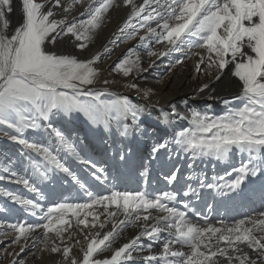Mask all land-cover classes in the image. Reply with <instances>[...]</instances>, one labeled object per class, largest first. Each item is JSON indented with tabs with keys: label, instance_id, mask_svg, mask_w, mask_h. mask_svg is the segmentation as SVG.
Masks as SVG:
<instances>
[{
	"label": "snow or ice",
	"instance_id": "1",
	"mask_svg": "<svg viewBox=\"0 0 264 264\" xmlns=\"http://www.w3.org/2000/svg\"><path fill=\"white\" fill-rule=\"evenodd\" d=\"M60 2L55 0L53 7L59 6ZM51 3L52 0H21L23 21L9 36L7 29L10 21L6 13L12 11L11 0H0V125H5L15 133L10 139L28 150L30 160L32 154L42 157L47 164L76 180V176L61 163L50 147L30 143L23 138L24 130L40 128V122L48 121L56 112H82L93 122H105L113 112L122 114L130 110L127 104L109 106L81 99L94 95L91 89L85 90V86L94 84L99 76V70L94 67L99 55L82 61L75 56L47 50V45H54L58 37L69 34L80 42L77 47L83 50L92 39L91 33L101 27L107 13L120 5L117 0H87L85 12L81 13L87 18L68 24L66 20L52 19L54 13L51 8L45 11V5ZM75 3L83 4L84 0H72L65 11H71ZM122 3L131 6V16L137 17L145 12L151 0H144L143 6H137L135 0H122ZM165 10L167 18L155 10V16L149 13L144 17L146 22L156 17L164 19L162 25L157 22V27L162 28L160 33L152 27H147L146 32L154 35L157 44L166 42L164 51L149 50L147 55L158 57L185 48L189 52L201 49L203 52H192L200 57L196 64L197 71L201 64H206L208 74L211 75L215 69V79L218 80L222 70L232 65V75L241 82L238 97L241 104L238 107L228 110L222 116L195 112L192 115V126L178 132L175 137V143L191 152L193 157L227 161L234 155H240V166L233 169L237 173L234 180L224 185H204L201 182L203 187L220 190V195L237 192L249 177H264V0H170V3L166 2ZM134 36L135 32L129 38ZM147 39L148 36L141 37L142 41ZM176 63L183 61L177 59ZM115 70L129 76L133 71L144 69L139 55L129 50ZM206 88L207 84L199 91L203 92ZM52 132L67 151L80 159L79 153L62 132L55 128H52ZM166 146V143L159 144L152 151L156 153ZM5 178L0 175V180ZM168 179L176 181L177 177L173 174ZM17 182L37 192L29 180L20 179ZM189 191L196 195L195 190L190 188ZM8 195L23 206L32 209L40 207L33 200L11 193ZM175 200L174 192L153 195L147 192L114 191L110 195L95 197L90 203L56 204L45 214L46 223L42 225L17 223L7 227L15 233L13 244L24 241L21 252L27 246L31 234L37 228H43V238H38L36 243L43 244V250L58 253L61 247L55 241H64V234L72 225L70 215L75 218L77 226H98L102 229L104 223H96L100 219L99 215L92 211L83 213V210L92 209L95 205L105 209L115 206V211L108 212V216L115 218L118 212L121 213L124 218L119 220V225L129 223L140 227L142 231L139 235L116 249L110 258L100 259L96 258L98 254L111 249L118 224L114 223L113 231L103 234L102 238H99L100 232L86 233L87 243L81 248V260L77 261L70 256L71 246L63 247L62 255L69 264H127L134 259L133 252L141 248L138 243L141 237L159 241L162 233H167L168 238L163 240L158 255L145 257L149 264L152 261L156 264H232L234 260L238 264H264V212L255 217L240 219L231 225L223 221H220V226L207 221L201 225L193 222L187 211L169 206ZM89 216L93 217L91 224ZM149 221L152 223L149 224ZM4 227L0 222V229ZM49 233H54V237H50ZM72 235L69 234V239ZM241 245L250 249L253 255L250 256Z\"/></svg>",
	"mask_w": 264,
	"mask_h": 264
},
{
	"label": "bare ground",
	"instance_id": "2",
	"mask_svg": "<svg viewBox=\"0 0 264 264\" xmlns=\"http://www.w3.org/2000/svg\"><path fill=\"white\" fill-rule=\"evenodd\" d=\"M71 2L72 0H61L59 6L53 7L55 0H52L51 4L45 5V11L51 8L54 13L52 19L66 20L68 24L86 19L87 16H82L81 13L85 12L87 0H84L83 4L75 3L71 11H65V7ZM166 2L170 3V0H158V3L156 0H151V3L146 6L145 12L141 16L132 17L131 6H124L121 0H117L120 6L111 12L113 16L112 21L109 23V19H105L101 27L91 33L92 39L83 50L77 47V44L80 42L76 41L71 34L58 37L54 45H47V50L50 52L75 56L82 61L99 55V59L94 65L99 70V76L94 84L85 86V90L91 89L95 95V93H101L105 91L106 87H109L104 81H110V83L111 81L112 83L124 82L126 84L117 89L120 94L118 99L122 98L121 101L123 104L129 105L130 110L122 114L113 112L109 114L105 122H93L82 112H56L48 121H41L42 126L40 128L27 129L26 137L24 138L29 140L30 143L40 144L41 141L45 140V146L52 147L54 154L76 176V180H73L71 176L54 168L52 165L47 164V162L43 161L42 157L32 154L33 158L30 160L28 150L17 141L10 139V136L15 133H6L5 130L0 129V136L8 138L6 142L0 144V175L6 177L4 180H1L2 184H0V222L5 225L4 228L0 229V246L2 240L13 239L15 236L7 232L10 228L7 227L9 225L7 221L10 216L26 213L28 216L25 219H27V224L29 225L34 216L38 217L43 214L40 213L39 215L38 212L45 205V198L48 200L52 198L57 199V201L52 200V204L46 207L45 211L47 213V210L54 207L62 199L60 198L62 196L69 198L71 204H84L90 203L92 198L110 195L114 191L147 192L159 195L170 189V192L176 193V200L170 202L169 206L178 207L183 202L188 207L192 206L197 209L203 199L207 200L210 193L207 192L204 196L193 195L189 191L190 188L192 189L198 185L200 181L206 182L208 180L206 183H218L222 185L224 179L231 181L236 178L237 173L233 169L240 166V155H234L227 161H217L211 157L200 156L192 158L191 152L185 151L179 145L174 147L168 143L170 141L175 142L178 132L192 126L193 113L199 112L208 116H222L228 110L238 107L241 104V100L238 97L240 96L242 85L238 78L232 75V65L222 70L220 79L218 80L215 79L216 71L213 69L209 78L204 77L202 81H199V71L196 70V64L199 62L200 57L192 54V52L199 51L198 49H193L192 52H189L185 48L182 51L170 52L166 56L158 57L147 55L149 50L160 52L166 49V42L164 44H157L154 35H149L146 32L147 27H152L156 29L157 33H160L162 28L157 27V22L162 25L164 19L156 17L151 21L146 22L144 20V17L149 13L155 16V11H159L167 18L168 13L165 10ZM135 4L143 6L144 0H135ZM11 7L12 11L6 13V18L10 21L7 33L12 34L15 28L18 25L20 26L23 21L21 0H11ZM169 22L172 23L171 20ZM141 25H144V27H141ZM133 32H135V36L129 38ZM145 36H148V39L142 41L141 37ZM140 47H142L139 55L140 64L144 70L139 72L133 71L129 75V78L123 74L119 75L115 70L117 64L129 53V50H133L137 54V49ZM177 59L182 60L183 63L177 64ZM202 65H200V68ZM170 67L172 71L167 76L168 78H163L162 74L168 72ZM206 71L207 69H204L202 73L208 74ZM135 78L137 79L135 80ZM134 81L137 85L132 88L138 90V97H136L140 100L138 102H132L122 95L127 91V88H131L128 85H133ZM154 83L156 89L153 88ZM205 84L208 85V88L204 89L203 92L199 91ZM185 92L191 93V97L197 99V101H189V98H182L181 94ZM96 98L101 103L99 96ZM133 100L137 101L135 98ZM222 112L223 114H221ZM144 114H148L147 119L142 118ZM70 123L71 126H69ZM49 124L51 127H48ZM78 124H82L83 126H78ZM0 128H2L1 125ZM52 128L63 133L66 140L79 153L80 159H77L76 156L60 144L58 138L52 132ZM162 143H166V148H161L158 152L153 153V148ZM200 161L203 162L200 163ZM21 162L27 165V172H30L29 177H25L24 179L29 180V183L37 188V192L31 191L23 183L13 180L14 177L7 176V171L11 169L10 166H14L15 171L16 165ZM37 164L40 165V168L36 167ZM46 164L47 170L46 175H44ZM177 164L178 166L190 164V167L193 164H199L197 167L199 168L198 170L202 168L203 172L200 173L203 176L205 174L208 175L209 172H213L210 175L212 179L204 178V180L198 181L197 176H190L189 179L184 178L180 180L181 176H184L186 173V170L181 171L180 167L176 169ZM219 164L223 168L220 175L216 176ZM155 165L157 166L154 167ZM4 169H7V171H4ZM173 174L176 176L180 175L176 181L168 179ZM221 177L223 178L222 180H220ZM252 179H257V181L254 188L249 189L251 193L250 191H245V185L246 182L249 183ZM39 180L41 182H38ZM42 182L44 183L39 185ZM135 182L141 183L139 190L135 186ZM63 185H66L67 188L65 189ZM131 185L134 186L131 188ZM194 190L204 192L206 188L198 187ZM222 191L228 192L227 189H222ZM8 193L26 200H33L40 207L32 209L30 206H23L13 200ZM89 193L93 196L92 198H89ZM185 193L188 194L185 195ZM228 195H233L236 199L233 200L232 204L226 202L229 206L224 205L227 211H223L222 214L225 213L227 217L231 211L233 214L230 218L235 219V222L249 216L255 217L258 213L264 212V204L260 202L264 201V177L259 175L249 177L245 180L240 190L228 192ZM216 196L215 199L218 200V198H224L225 195L217 193ZM239 198L241 201H239ZM196 200L197 205L195 204ZM216 200L215 202H217ZM225 207L223 208L224 210H226ZM88 211L99 215L100 219L96 221L97 225L103 222L105 226L102 229L98 226L96 228H84L83 225L77 226L75 218L70 215L69 219L72 221V228L69 230V234L73 235L70 239L69 234L65 235L64 241L58 244L61 247V252H49L48 264H69V261L65 260L62 255V250L65 246L72 247L71 257L77 259V261L81 260V248L86 246L87 243L85 238L86 233L91 232L94 234L100 232L101 236L99 238H102L103 234L113 230L114 223L118 224L119 220L124 218L119 212L115 218L108 216V212L115 211V206L104 210L102 206L95 205L92 209L83 210V213ZM243 211H246V214H243ZM214 213L216 214V212ZM45 214L43 215L45 216ZM230 218L228 220L225 218L223 222H232ZM81 219H83V214ZM214 219L220 225V220L216 217ZM88 221L91 224L93 217L89 216ZM128 224L127 227L130 229L122 235L119 234V231L124 229L126 225H119L120 227L118 226L119 228L115 229L116 236L111 249L98 254L96 258H110L116 249L123 246V244L129 241L128 238L133 237L134 233H137L140 227H131ZM135 230L137 231L135 232ZM43 232L44 230H41V233L38 235H33L32 233L27 241V246L24 247L22 252L19 244L9 264L15 263L26 249L34 246L36 240L42 238ZM117 237H119V241L116 240ZM165 238L161 237L159 241H152L147 237H141L138 243L141 248L144 246L146 249H141L140 251L145 252L140 253L138 250L136 251L138 253L133 252L134 259L128 261L127 264H149V261L145 257L157 254L156 248H151L156 249L155 252L147 251L149 245L162 247V242ZM77 241L80 243L77 244ZM21 245H24V241ZM241 247L245 248L244 245H241ZM245 250L248 251L250 256L253 255L250 249L245 248ZM155 263V261L151 262V264ZM232 264H238V262L234 260Z\"/></svg>",
	"mask_w": 264,
	"mask_h": 264
},
{
	"label": "rangeland",
	"instance_id": "3",
	"mask_svg": "<svg viewBox=\"0 0 264 264\" xmlns=\"http://www.w3.org/2000/svg\"><path fill=\"white\" fill-rule=\"evenodd\" d=\"M122 1V0H121ZM116 7H113L108 13H107V15H106V20L107 19H109V23L112 21V18H113V16H112V14H111V12L115 9ZM109 14H111V15H109ZM111 16V17H110ZM110 17V18H109ZM104 19V20H105ZM19 26V25H18ZM9 36H11L12 34L11 33H7ZM141 49H142V47H140L139 49H137V54L138 55H140V53H141ZM199 51H203V50H201V49H198ZM121 62V61H120ZM119 62V63H120ZM204 69H206V64H203L202 66H201V68H200V70H199V74H198V78H199V81H202L203 80V78L205 77V78H209V74H203L202 73V71L204 70ZM172 70H171V67H170V69H169V71L168 72H166V73H163L162 74V77L163 78H165V77H167L168 75H169V73L171 72ZM207 72V71H206ZM118 74L120 75V74H122V73H120V72H118ZM109 78V77H108ZM110 78H112V77H110ZM128 78H129V76H128ZM168 78V77H167ZM137 78H135V80H136ZM115 82V81H114ZM105 84H107V85H109V87H106L105 88V91H103V92H97V93H95V95H93V96H91V97H81V99L82 100H84V99H86V100H89V101H92V102H94V103H100V101L98 102L97 101V96H99V99L101 100V103L100 104H103V105H109V106H112V105H118V104H123V102L121 101V99L122 98H119L118 99V96L120 95L119 93H118V91H117V89H119V87L120 86H124L126 83H119V82H115V83H112V81H111V83H110V81H108V83H105ZM133 85H137L136 83H135V81H134V84ZM154 85V89H156V85H155V83L153 84ZM112 90H111V89ZM116 89V90H115ZM138 90L137 89H135V88H127V91L125 92V93H123L122 95L125 97V98H127V99H129L130 101H132V102H138V101H140V100H138V98H136V97H138ZM181 97L182 98H189L188 100L189 101H197V99H194V98H192L191 97V93H189V92H185V93H183V94H181ZM137 99V101L136 100H133V99ZM221 114H223V112L221 113ZM147 116H148V114H144V115H142V118L143 119H147ZM2 126V128H0V129H3V130H5L6 131V133H13L12 132V130H10V129H8L5 125H1ZM69 126H71V123L69 124ZM78 126H83L82 124H78ZM9 130V131H8ZM0 132H1V130H0ZM26 132H27V129H25L24 130V134H23V138L24 137H26ZM0 140H2V141H0V144L1 143H4V142H6V140H8V138H6V137H2V136H0ZM168 143H170V144H172L174 147H176L177 146V144L175 143V142H173V141H170V142H168ZM41 144H43L44 146L46 145V141L44 140V141H41ZM51 149H52V147H50ZM192 158H194L193 157V155H192ZM191 158V159H192ZM187 165H190V164H187ZM198 165V164H197ZM197 165L196 164H193V165H191L192 166V168L193 169H195L194 170V173H193V176H197V178H198V181L199 180H204V178L206 179V178H210V175H212L213 174V172H209V174L207 175V174H205L204 176H203V174H201L203 171H202V168H201V170H198L199 168L197 167ZM157 165H155L154 167H156ZM177 166H178V164H177ZM177 166H176V168H177ZM194 166V167H193ZM196 166V167H195ZM11 167V169H9V167H8V171H7V176L8 177H14L13 178V180H20V179H24L25 177L27 178V177H29V175H30V172H27V165L26 164H24V163H18L17 165H16V170L14 171V166H10ZM40 168V167H39ZM197 168V169H196ZM211 168H212V165H211ZM197 172V173H196ZM201 172V173H200ZM4 173V172H3ZM13 173L15 174V175H13ZM187 173V172H186ZM186 173L184 174V176H181V179L180 180H182V179H184V178H186V179H188V177L186 176ZM200 175V176H199ZM199 177H201V178H199ZM179 177H177V179H178ZM227 181V180H226ZM38 182H41V180H39ZM201 182H203V181H200V183L198 184V185H196V186H194L192 189L194 190L195 188H202L203 186H202V184H201ZM206 182H208V180L206 181ZM206 182H203V184L204 185H207L208 183H206ZM5 183V182H4ZM44 182H42V183H39V185L40 184H43ZM0 184H2L1 183V180H0ZM140 184L141 183H139V182H135V186L137 187V189L139 190V186H140ZM214 184H216V183H214ZM218 184V183H217ZM219 185H221V184H219ZM246 185H250V188H252L251 187V184H246ZM134 185H131V188L133 187ZM165 186V185H164ZM63 187L66 189L67 188V186L66 185H63ZM204 188H206V190L204 191V192H199L198 190H195V192H196V194H198V195H201V196H204L205 195V193H207V192H209V190H211L212 192V194L210 193V195L207 197V200L206 199H203V201H202V203H201V205L199 206L198 205V208L197 209H195V207H188L187 206V208H185V204H183V202H181V204L178 206V207H176V208H178V209H180V210H182V211H187V213H188V215H189V218L191 219V220H193V222H196V223H199V224H203L204 225V223H205V221H209L208 223H211V224H214V225H216V226H220L219 224H218V222H216V220L214 219V217H216L217 218V216H223L224 218H225V216L224 215H222V214H220V212H221V209L222 208H224L225 206H224V204L226 203V202H229V203H232L233 202V200H235L236 199V197H233V195H225L224 196V198H218V200H216L215 199V197H217L216 195H217V193H219V190H217V189H210V188H207V187H204ZM167 192H170V189H168L167 190ZM203 193V194H202ZM215 193V194H214ZM96 196H98V195H96ZM227 196V197H226ZM230 196V197H229ZM231 196H232V198H231ZM92 198L93 196H89V198ZM262 197H263V195H262ZM60 198H62V199H60V201L57 203V204H59V203H68V204H71L70 202H69V198H66V197H64V196H62V197H60ZM210 198H211V201H210ZM93 199V198H92ZM213 199V200H212ZM217 201V202H215V200ZM45 200H46V202H45V205H43V207H42V210L41 211H39L38 213H39V215H40V213H43V214H45L46 213V207L47 206H49V205H51L52 203V200L53 201H57V199H54V198H52V199H50V200H48L47 198H45ZM225 200V201H224ZM208 201V202H207ZM212 202V203H211ZM221 202V203H220ZM261 203H263L264 204V201L262 202V201H260ZM204 203V204H203ZM195 204L197 205V200H196V202H195ZM183 205V206H182ZM208 205V206H207ZM218 205V206H217ZM221 206V207H220ZM181 207V208H180ZM218 207V208H217ZM104 208V207H103ZM189 208V209H188ZM192 210H191V209ZM218 209V210H217ZM104 210H105V208H104ZM196 212H195V211ZM198 210V211H197ZM216 210V211H215ZM48 211V210H47ZM202 212V213H201ZM205 212V213H204ZM208 212V213H207ZM214 212H216V214L214 213ZM43 214H41L40 216H34L32 219H31V222L29 223L30 225H38V224H43V223H46V220L44 219V220H42L43 218H44V215ZM154 214H155V212H154ZM210 214H212V215H210ZM232 212L230 211V214H229V216H232ZM243 214H246V211H243ZM28 216V214H26V213H24V214H21V215H15V214H13V215H11L10 216V218L8 219V224L9 225H12V224H17V223H24V224H26V225H28L27 224V219H25L26 217ZM214 216V217H213ZM242 216V215H241ZM204 217V218H203ZM207 219H206V218ZM209 217V218H208ZM222 217V218H223ZM250 217V216H249ZM240 218V217H239ZM239 218H236V219H239ZM218 219V218H217ZM231 219V221L232 222H228V223H226L225 222V224H233V223H235V219H233V218H230ZM200 220V221H199ZM202 220V221H201ZM223 221H224V219H223ZM215 222V223H214ZM152 223V221H149V224H151ZM126 225V226H125ZM128 225H130L131 227H133V225H131V224H128ZM118 226H119V223H118ZM121 226V225H120ZM119 226V227H120ZM123 226H125V228L124 229H122L121 231H119V234L120 235H122V234H124V232L125 231H127L128 229H130V228H128L127 227V223H125V224H123ZM118 227V228H119ZM72 228V225H71V227H69V229H68V232H66L65 234H64V236L65 235H67V234H69V230ZM141 230V228H138V231L137 230H135V232L137 231V233H134L135 235L133 236V237H131V238H128L129 239V241H127L126 243H129L132 239H134L137 235H139V233L142 231H140ZM41 230H44L43 228H37L34 232H33V235H38V234H40L41 233ZM113 231V230H112ZM7 232H9V234H12V235H15V233L13 232V230L11 229V228H9L8 229V231ZM137 234V235H136ZM259 233H257V235H258ZM54 233H49V236L50 237H54ZM161 237H166V238H168L167 237V234L166 233H162L161 234ZM42 238H43V236H42ZM41 238V239H42ZM165 238V239H166ZM12 240L13 239H4V240H2V244H1V246H0V264H9L10 263V261H12V257H13V253L15 252V250H16V248L19 246V244H13L12 243ZM116 240L117 241H119V237H117L116 238ZM23 241H21V243H22ZM56 244L58 245V244H60V243H62L59 239H56ZM21 243H20V246L19 247H21L22 245H21ZM43 244H40V243H36L34 246H32V247H30V248H28V249H26L25 251H24V253L18 258V260L16 261V262H22V264H48V260H49V252L50 251H48V250H43ZM51 247V244H49V248ZM41 248V249H40ZM151 248H156L157 249V251H156V249H147V251L149 252V251H153V252H157V254L156 255H158L159 253H158V251H160V249L162 248V247H160V246H156V245H153V246H151ZM143 250V249H146V247H142V248H140V249H138V252H140V253H143V252H145V251H140V250ZM40 251V252H39ZM136 252V251H135ZM138 252H136V253H138ZM43 253V254H42ZM43 256H44V258H43ZM42 257V258H41ZM46 257V258H45ZM47 259V260H46ZM16 262L15 263H13V264H16ZM156 264V263H155Z\"/></svg>",
	"mask_w": 264,
	"mask_h": 264
}]
</instances>
